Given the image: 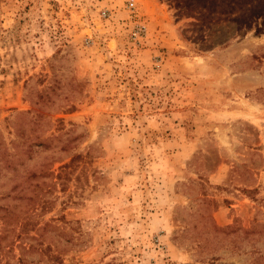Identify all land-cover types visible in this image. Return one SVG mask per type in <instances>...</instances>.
<instances>
[{"label": "rangeland", "instance_id": "obj_1", "mask_svg": "<svg viewBox=\"0 0 264 264\" xmlns=\"http://www.w3.org/2000/svg\"><path fill=\"white\" fill-rule=\"evenodd\" d=\"M0 154L22 264H264V0H0Z\"/></svg>", "mask_w": 264, "mask_h": 264}, {"label": "trees", "instance_id": "obj_2", "mask_svg": "<svg viewBox=\"0 0 264 264\" xmlns=\"http://www.w3.org/2000/svg\"><path fill=\"white\" fill-rule=\"evenodd\" d=\"M29 113V112H28ZM20 116H25L23 114H19ZM38 117H41V115H38ZM26 125H28V131L21 133V136L23 139L26 141L32 140L30 137H32V130L34 126H37V118L33 117H27L26 118ZM37 139V135H34V140ZM50 141V139L46 140H40L36 142L38 145H44L45 143ZM36 144V145H37ZM45 146V145H44ZM29 150L31 146L28 147ZM1 155V154H0ZM15 158V155L13 156ZM79 156L75 155L69 159L68 162H63V161H58L57 163L60 164V166L57 168V173L56 175L54 174L55 180L60 179L61 175L70 172L74 167H76L77 164V159ZM13 159L12 161H9L8 165H11V168H13V171L18 173L19 169L15 166ZM56 163L53 162L52 165ZM6 166V163H4ZM51 165V166H52ZM21 168H23L25 165L21 162L19 164ZM45 166H42L38 168L37 170H27L26 173L23 172L20 174L19 179L21 181H15L13 188H12V194H7L6 196L2 195L3 198H8V196L12 197L14 199L13 201H22L25 199V208L21 212H16V207L17 205H14L13 207L9 205H1L0 206V212H2L1 219L4 222V233L0 235V242H4L3 247H7L9 249H13L15 246L16 242H19L20 245L18 247L22 249V252L19 257H17L16 263L15 264H22L24 262V255L25 254H32L33 252L39 251L40 253H47L46 258L50 261H56L59 259V257L56 254H53V251L51 249L50 244H46L44 248L42 247V241H44V236L42 234H38L39 227H38V221H34V216L37 215L35 214V211H37L39 208L45 209L47 207V203L44 201H36L37 198V192L35 191L36 185L33 180L41 177H46V176H52L53 172H50L51 167L45 171ZM2 158L0 156V169H2ZM16 176V175H15ZM26 182L27 185H29L30 195L27 197L25 196L24 190L27 188L26 187ZM25 185V187L23 186ZM18 189V190H17ZM21 192V193H20ZM35 192V193H34ZM40 211V210H39ZM20 213V214H19ZM46 227V226H45ZM45 229V228H44ZM43 229V231H44ZM34 232L36 236H30V233ZM42 231V232H43ZM41 248V249H40ZM33 261H29L30 264H32ZM0 264H7L2 263L0 261Z\"/></svg>", "mask_w": 264, "mask_h": 264}, {"label": "built area", "instance_id": "obj_3", "mask_svg": "<svg viewBox=\"0 0 264 264\" xmlns=\"http://www.w3.org/2000/svg\"><path fill=\"white\" fill-rule=\"evenodd\" d=\"M130 6L132 7V6H133V4L131 3V4H130Z\"/></svg>", "mask_w": 264, "mask_h": 264}]
</instances>
